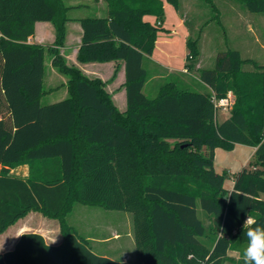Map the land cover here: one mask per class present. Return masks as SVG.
Returning a JSON list of instances; mask_svg holds the SVG:
<instances>
[{
	"label": "trees",
	"instance_id": "obj_1",
	"mask_svg": "<svg viewBox=\"0 0 264 264\" xmlns=\"http://www.w3.org/2000/svg\"><path fill=\"white\" fill-rule=\"evenodd\" d=\"M105 1V15L79 18L77 60L124 61V111L105 81L60 54L69 9L63 0H0V233L38 211L57 219L62 234L56 246L24 232L0 253V264H131L97 253L68 223L76 203L133 212L137 264H243L247 215L264 223V64L228 47L212 67H195L198 44L187 37L185 79L169 74L149 96L145 85L158 73L150 56L166 31L163 0ZM236 1L264 14V0ZM36 21L54 26L50 47L28 41ZM47 51L68 77L69 94L43 104ZM228 91L234 102L218 121L212 95ZM236 144L255 150L228 189L214 151ZM23 163L26 177L10 172Z\"/></svg>",
	"mask_w": 264,
	"mask_h": 264
},
{
	"label": "rangeland",
	"instance_id": "obj_2",
	"mask_svg": "<svg viewBox=\"0 0 264 264\" xmlns=\"http://www.w3.org/2000/svg\"><path fill=\"white\" fill-rule=\"evenodd\" d=\"M63 1L65 3H70L71 1H77L80 3H86V1L88 2V0ZM163 1H165L166 11L165 26L170 27L172 33L171 35H164V37L168 40L164 43H161L160 40L158 48L161 47L169 51L173 61L176 65H178V67L183 65L184 59H186L185 54H187L186 51H188L186 46L187 37L191 38V40H196L198 44L199 55L197 57L198 61L195 62V67H212L217 54L228 47L240 50L242 57L252 58L258 63L264 64V14L251 12L236 0H176V11L183 19L186 29L188 30L183 31L184 28L178 25L177 14L175 13L176 11H174L175 7L173 8V5H169L166 0ZM91 3V6L95 5V2L92 1ZM96 4L100 7L102 4L106 5V1L99 0V3ZM70 14L78 16L95 15L93 14L91 7H82L81 9L76 7L72 9ZM40 26L41 25L39 24L37 28L39 29ZM163 34L164 32L160 33V36H163ZM54 40L52 42H49L50 40H46L45 44H41L46 47H50L54 44ZM60 54L62 55V53ZM52 56V53L47 51L43 83L45 93L41 97V103L43 104L58 101L69 94L67 88L68 77L52 64ZM66 62L67 64L77 66L74 63H69L67 59ZM101 66L104 68L109 67L108 64H103ZM104 68L100 67L98 70L103 73L106 70ZM95 77L100 78L98 76ZM109 82L110 80L107 77L105 79V88H107ZM159 82L160 79H151V81L145 85L144 92L149 96L155 95V89L157 88ZM120 104V101L117 102V105L120 106ZM229 109L218 108L216 113L217 120L221 121L226 118L230 113ZM239 148L241 147L228 150L217 147L214 151V168L219 172L224 169L227 170L228 178L225 181V187L228 189L232 187L234 174L244 165L242 164V161L248 157V152L244 151L243 148ZM202 150L206 152V147ZM251 156L252 155H250V158ZM133 214V212L127 210H109L100 205L76 203L73 206V210L67 215V221L80 233L92 235L94 227L93 224L96 221L101 222L106 219L107 221H110L115 228L120 231H124V229H128V218L131 219L136 252H134L133 249H130L132 252L125 257L132 264H137V230L134 224L135 219ZM120 241L121 243H118L117 241L118 246H126L127 248L130 246L125 237H120ZM90 243L93 247L94 245L92 240ZM229 253L232 256H238V252L234 250H229ZM115 255L119 257L118 254ZM139 259L144 261L145 256L143 253H141V257H139ZM225 264L236 263L233 261H227Z\"/></svg>",
	"mask_w": 264,
	"mask_h": 264
},
{
	"label": "crops",
	"instance_id": "obj_3",
	"mask_svg": "<svg viewBox=\"0 0 264 264\" xmlns=\"http://www.w3.org/2000/svg\"><path fill=\"white\" fill-rule=\"evenodd\" d=\"M92 1L95 2L94 6L90 5ZM92 1L88 0V2L86 1V3H82V2L80 3L77 1L76 2L71 1L70 3L64 2L69 9L67 11L68 20L66 21L67 25H66L64 42L59 47L60 53H62V56H64L69 63L76 64L87 76L91 78H93V76L94 77L98 76L104 81L108 77L110 82L108 83L106 89H108L107 91L111 94L114 104L118 106L117 108L120 111H124L126 109V91L123 86L126 75L124 74V61L111 60L106 62H80L77 60L78 57L77 51L81 43V35H82V27L79 23V18L84 16L71 15L70 12L72 11V9L76 7L80 9L82 7H89V8L91 7V10L93 11V14H95V16L105 15L106 11L108 10L106 8V5L102 4L99 7L97 6L98 4H96L99 3V0H92ZM167 3L172 6V4H170L169 2ZM163 4L165 11V1H163ZM172 7L174 8V6ZM174 11H176V8H174ZM175 13L177 14V18H178V25L184 28L183 31H186L187 29L183 22V19L180 17L177 11ZM144 18L150 21H154V17L152 15H146ZM35 23L36 24L34 28V34L29 37L28 41L43 43V44H45L46 40H50L49 42H52L55 37V30H54V26H52V23L49 21L48 22L36 21ZM39 24L42 27L40 26V28L38 29L37 26ZM162 26L165 27L166 31H160L158 33L157 39L155 41V47L150 56L152 63L156 65V69L158 70V73L150 77V79H148V82L151 81V79L165 78L169 74L181 75V72L182 73L188 72V70L184 66L186 61L185 59L183 65L178 67V65H176L175 62L173 61V58L169 51L161 47L158 48L159 47L158 44L160 40L161 43H164L165 41L168 40L164 37V35L166 34L171 35L172 33L170 27L165 26V17ZM52 27H53V31H52ZM163 32H164L163 36H160V33ZM103 64L104 65L108 64L109 67L104 68L103 66H101ZM45 66H46V59H45ZM100 67L106 69L105 72L102 73L101 71H99L98 68ZM115 68H117L116 76L112 79V75L114 73ZM180 77L185 79V76L183 75H181ZM119 101L121 103L120 104L121 107L117 105V102ZM236 147H241L239 149L243 148L244 151L248 152V157L245 158L244 161H242V164L245 165L248 162L250 155L253 154L255 147L236 144L233 149H235ZM10 172L15 175L26 177L28 175V164L27 163L19 164L14 168H11ZM131 223H132L131 219L128 218V229L126 228L124 229V231H120L119 229L115 228L110 223V221H107L106 219L105 221H101V222L96 221L93 224L94 227H93L92 235L90 234L88 235L85 234V235L89 237L90 240H92V243L94 245L93 249L97 253L108 255L112 258H121L125 261H128L125 256L132 252L130 249H133V251L136 252L135 240L133 237L134 236L133 226ZM24 232L41 233L46 243L56 246L62 241V234L60 232V226L57 219L46 217L38 211H29L26 214V216L20 217L14 223L10 224L4 230V232L0 233V253H5L7 251L12 250L15 246V243L19 239L20 235ZM120 237H125V239L128 240L129 242L128 244L130 245L128 246V248L126 246L122 247L120 245L119 246L117 245V241L118 243H121ZM115 254H118L119 257H117Z\"/></svg>",
	"mask_w": 264,
	"mask_h": 264
},
{
	"label": "clouds",
	"instance_id": "obj_4",
	"mask_svg": "<svg viewBox=\"0 0 264 264\" xmlns=\"http://www.w3.org/2000/svg\"><path fill=\"white\" fill-rule=\"evenodd\" d=\"M243 231L246 236V246L240 257L243 264H264V223L247 215Z\"/></svg>",
	"mask_w": 264,
	"mask_h": 264
},
{
	"label": "built area",
	"instance_id": "obj_5",
	"mask_svg": "<svg viewBox=\"0 0 264 264\" xmlns=\"http://www.w3.org/2000/svg\"><path fill=\"white\" fill-rule=\"evenodd\" d=\"M212 100L214 102V106L218 109H229L233 102H234V96L231 91H228L227 94L224 97L216 98L215 95H212Z\"/></svg>",
	"mask_w": 264,
	"mask_h": 264
}]
</instances>
